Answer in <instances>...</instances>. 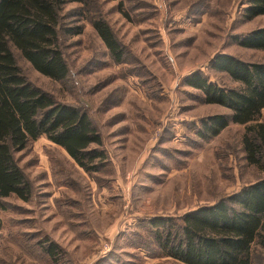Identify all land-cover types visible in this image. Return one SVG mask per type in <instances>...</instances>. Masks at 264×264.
Here are the masks:
<instances>
[{"label":"rangeland","instance_id":"rangeland-1","mask_svg":"<svg viewBox=\"0 0 264 264\" xmlns=\"http://www.w3.org/2000/svg\"><path fill=\"white\" fill-rule=\"evenodd\" d=\"M245 6L246 0L65 4L59 40L69 71L60 81L13 50L26 80L87 112L106 156L99 170L85 172L45 136L14 153L31 195L0 202V264H179L154 244L151 217L177 220L264 176L245 161L243 125L197 134L201 118L228 111L203 103L200 91L182 82L198 69L210 81L234 85L209 67L218 52L264 62V49L241 47L232 37L264 26V14L247 19ZM95 18L110 25L120 62L93 29ZM78 26L81 33L66 32ZM49 242L59 248L56 263L45 252ZM252 259L264 264V248L254 245Z\"/></svg>","mask_w":264,"mask_h":264},{"label":"trees","instance_id":"trees-1","mask_svg":"<svg viewBox=\"0 0 264 264\" xmlns=\"http://www.w3.org/2000/svg\"><path fill=\"white\" fill-rule=\"evenodd\" d=\"M92 0H0V202L11 195L27 201L31 186L14 153L45 136L61 147L85 172L99 170L105 151L102 138L82 108L56 101L25 79L15 61L16 50L37 72L60 81L68 75L60 40L61 11L69 3L82 7ZM264 14V0H246L244 16ZM115 62L121 48L110 25L90 20ZM83 27L66 28L73 35ZM244 48L264 49V26L232 36ZM234 83L219 85L196 69L183 84L200 91L205 104L228 112L208 115L196 129L201 138L217 135L230 122L244 126L242 150L247 164L264 173V62L246 61L224 52L209 60ZM153 241L160 252L179 264H256L252 247L264 248V176L214 202L180 215L151 217ZM45 252L55 263L59 248L49 242Z\"/></svg>","mask_w":264,"mask_h":264}]
</instances>
